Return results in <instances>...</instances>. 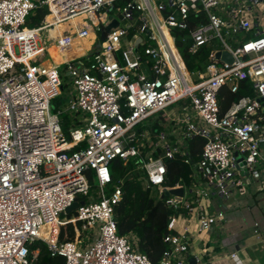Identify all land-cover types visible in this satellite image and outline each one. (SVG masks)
Listing matches in <instances>:
<instances>
[{
	"label": "built area",
	"instance_id": "obj_1",
	"mask_svg": "<svg viewBox=\"0 0 264 264\" xmlns=\"http://www.w3.org/2000/svg\"><path fill=\"white\" fill-rule=\"evenodd\" d=\"M42 7L39 22L26 26L29 12ZM174 30L187 31L190 54L215 44L203 69L186 68ZM243 81L253 94L221 111V90L235 94ZM195 138L202 143L193 160ZM114 159H133L144 186L175 212L156 263L133 234L116 232L123 180L105 190ZM171 159L190 165L188 185H164ZM254 180L264 199V0H0V264H30L37 240L63 264H206L193 252L191 220L220 233L226 210L242 206L233 196ZM170 188L182 195H165ZM75 200L82 203L65 213ZM66 223L73 239L59 243ZM255 232L264 249V233Z\"/></svg>",
	"mask_w": 264,
	"mask_h": 264
},
{
	"label": "trees",
	"instance_id": "obj_2",
	"mask_svg": "<svg viewBox=\"0 0 264 264\" xmlns=\"http://www.w3.org/2000/svg\"><path fill=\"white\" fill-rule=\"evenodd\" d=\"M45 12L46 7L35 9L28 22L38 23ZM174 34L176 46L183 57L186 68L190 71L203 69L208 62L207 54L215 44L203 45L190 54L186 51L187 31L174 30ZM248 85V81L241 82L235 94L230 93L227 89H222L220 94L223 98L219 100L220 110L223 111L231 101L243 94L252 95ZM219 98L221 97L219 96ZM69 122L68 118H63L61 121L63 130L66 129ZM201 143L200 138H195L189 143L193 160L198 157ZM134 166L133 159H129L125 164L117 159L112 160L109 165L111 183L105 186V190L109 192L112 183L119 179L123 180L121 198L113 207L116 232L119 235L133 234L136 237L138 251L146 255L150 262L156 263L162 252L168 247L163 241V237L167 234L166 225L169 217L175 212L165 206L162 198L154 196V189L144 186L141 173L136 171ZM165 166L164 185L172 186L178 181H182L186 185L190 183V165L180 159H171L165 161ZM85 174L89 184V193L94 194L97 189L94 174L91 170H86ZM73 234L72 224H63L59 228L57 240L59 243L72 240ZM36 246L39 248V252L30 264H63V257L49 255L43 241L37 240L31 247Z\"/></svg>",
	"mask_w": 264,
	"mask_h": 264
},
{
	"label": "crops",
	"instance_id": "obj_3",
	"mask_svg": "<svg viewBox=\"0 0 264 264\" xmlns=\"http://www.w3.org/2000/svg\"><path fill=\"white\" fill-rule=\"evenodd\" d=\"M255 189L256 184L248 187L245 193L233 196L232 204L240 203L242 206L226 210L224 227L220 233L214 229L199 230L195 220H191L193 252L201 260L208 258L206 264H262L259 257L253 256L254 252L262 249L255 231L264 233V205H259L258 199H262ZM231 251H236L234 259L223 257V254Z\"/></svg>",
	"mask_w": 264,
	"mask_h": 264
},
{
	"label": "rangeland",
	"instance_id": "obj_4",
	"mask_svg": "<svg viewBox=\"0 0 264 264\" xmlns=\"http://www.w3.org/2000/svg\"><path fill=\"white\" fill-rule=\"evenodd\" d=\"M33 11H34V10H31V11L29 12V15H28V16L26 17V19H25V25H26V26H33V25H35V23H33V22H31V23L28 22L30 16L33 14ZM225 39H226L227 42H228V39H227V38H225ZM62 83L64 84V88H65V90L68 91V92L70 93V95H72L71 92H70L71 87H72V85H71V79H70L68 76L63 75V76H62ZM60 100H61V104L58 106V108H59V109H62L66 103H65V99H64V98H62V99H60ZM170 108H171V107H167L166 109L169 110ZM157 116H158V114H155L154 117H157ZM254 184H255V180L249 182V186H250V187H253ZM153 194H154L155 197H158V198H159V195H157L156 192H154ZM257 195L259 196V193H258V192H257ZM258 201H259L258 203H259L260 206H261V205H264V199H262V200H259V199H258ZM66 217H67V214H60V216H59L58 218H59V219H65ZM250 249H251V248H250ZM250 249H249V250H250ZM253 256L259 257L261 263L264 264V249H263V248L260 249V250H258L257 252H254Z\"/></svg>",
	"mask_w": 264,
	"mask_h": 264
},
{
	"label": "water",
	"instance_id": "obj_5",
	"mask_svg": "<svg viewBox=\"0 0 264 264\" xmlns=\"http://www.w3.org/2000/svg\"><path fill=\"white\" fill-rule=\"evenodd\" d=\"M114 25H115V23H111L105 29L108 30L109 27L114 26ZM103 39H104V32H101V34H100V40H103ZM138 41H139V38L136 39L135 43L137 44ZM214 56H215L216 59H220L221 61H228V62H230L231 59H232L231 58V55L228 52H226V51H216L215 54H214ZM164 194L165 195L172 194V195H178V196H180V195H182V188H176V189L170 188V189L166 190L164 192ZM78 203H82V202L81 201L80 202H77L75 200L72 204H70L68 207H66L65 213L71 212L77 206ZM193 261H194L193 258H190L189 259V262L190 263H193Z\"/></svg>",
	"mask_w": 264,
	"mask_h": 264
},
{
	"label": "bare ground",
	"instance_id": "obj_6",
	"mask_svg": "<svg viewBox=\"0 0 264 264\" xmlns=\"http://www.w3.org/2000/svg\"><path fill=\"white\" fill-rule=\"evenodd\" d=\"M61 28H62V25L57 24L54 26V28H51L50 30H48V36H49L50 41L54 40V38H56V36L59 35ZM94 42H95V40H90L89 45H93ZM49 52H50V55L54 61H56V62L59 61V55H58L56 47L51 45L49 47ZM46 229H47V227L44 226L43 230H46Z\"/></svg>",
	"mask_w": 264,
	"mask_h": 264
}]
</instances>
